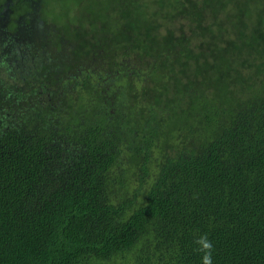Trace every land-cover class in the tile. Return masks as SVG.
Instances as JSON below:
<instances>
[{"label":"trees","instance_id":"trees-1","mask_svg":"<svg viewBox=\"0 0 264 264\" xmlns=\"http://www.w3.org/2000/svg\"><path fill=\"white\" fill-rule=\"evenodd\" d=\"M16 1L0 264H264V0H110L67 47Z\"/></svg>","mask_w":264,"mask_h":264},{"label":"rangeland","instance_id":"rangeland-1","mask_svg":"<svg viewBox=\"0 0 264 264\" xmlns=\"http://www.w3.org/2000/svg\"><path fill=\"white\" fill-rule=\"evenodd\" d=\"M14 1L19 4L16 0ZM14 1H3L0 6V24H2L5 17H9L13 12L11 8L15 5ZM109 1L110 0H31L25 2V5H20L19 10H15V14L23 16L21 14L22 10L27 7L28 17L26 20L22 19L20 22L24 24L27 23L23 26L25 29H27L26 27H35V25H37V29H35L33 33V39H35L34 43H37L38 46L43 44V42L50 37L52 42H57L58 45L62 43L67 47V44L74 40L75 28L78 26L90 27L91 23L95 24V22L91 20L98 14V7L100 4L101 6H107V2ZM68 5L72 11L65 13L69 10ZM49 8L53 9L51 10V14L53 15L51 16L47 13L49 15V17H47L44 12L42 13L41 11H45L46 9L50 11ZM40 47L42 50V46ZM48 47L55 48V46L46 45V49H48Z\"/></svg>","mask_w":264,"mask_h":264}]
</instances>
